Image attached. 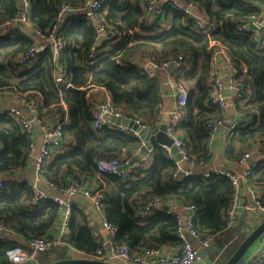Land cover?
<instances>
[{
	"label": "trees",
	"instance_id": "obj_1",
	"mask_svg": "<svg viewBox=\"0 0 264 264\" xmlns=\"http://www.w3.org/2000/svg\"><path fill=\"white\" fill-rule=\"evenodd\" d=\"M67 2L79 7L87 0H31L30 22L34 29L48 33L55 23L58 5ZM102 14L108 28L135 30L129 42L126 37L115 49L101 52L94 58L91 48L96 42L95 24L71 22L64 32L66 48L60 62L64 66V82L57 84L53 74L55 64L50 50L39 55L36 63L21 67L18 57L33 44V39L22 33L11 39L0 33V90L16 88L19 92H39L43 96L45 115L63 113L61 103L68 107V121L64 126V149L50 159L42 177L58 187L68 185L71 178L86 181L95 179L103 189V216L118 229L115 244L128 243L134 251L145 246L170 245L181 247L177 236L178 211L165 207L141 215L140 209L152 197H161L197 208L196 226L199 231L216 235L218 252L211 264H225L250 232L245 221L227 227L235 187L220 174L209 173L175 179L178 166L170 152L161 144H154L152 162L147 168L137 169L131 177L98 173L100 159H131L142 146L141 138L132 130H122L113 124L100 129L92 127L94 112L88 91L95 86L106 88L115 107L131 117L140 118L156 128L163 117L166 86L163 77H150L142 60L161 65L170 58L183 55V67L174 71L175 84L188 89L184 120L176 131L190 158L210 162L213 152L206 124L223 114L211 102L213 49L210 37L190 29L192 20L169 7L166 12L171 28L159 33V26L148 25L144 8L148 0H102ZM187 1V0H186ZM189 1V0H188ZM218 26L211 38L228 48L236 80L248 95L235 102L243 116L232 136L233 144L227 157L237 161L254 144L262 145L264 154V29L261 40L252 34L238 33L236 25L261 17V7L255 0H190ZM18 0H0V26L17 17ZM176 85V86H177ZM31 137L13 119L0 115V174L24 168L28 164ZM250 182L264 194V157L255 166ZM63 207L53 201L33 202L28 182L8 181L0 189V226L24 238L48 237L57 230ZM91 214L77 203L72 205L68 220L67 246L95 257L102 243L94 237ZM256 228V227H254ZM19 246L8 237L0 238V264H12L8 251ZM64 248L55 247L39 257L38 264L68 259Z\"/></svg>",
	"mask_w": 264,
	"mask_h": 264
},
{
	"label": "built area",
	"instance_id": "obj_2",
	"mask_svg": "<svg viewBox=\"0 0 264 264\" xmlns=\"http://www.w3.org/2000/svg\"><path fill=\"white\" fill-rule=\"evenodd\" d=\"M22 4L23 11L21 18H13L11 21L5 23H15V29L8 30L4 34L9 38L14 39L17 34L22 33L25 36H30L33 39L32 46L21 53L18 57V62L21 67L33 65L39 58V55L47 50H50L53 56V63L55 64L54 80L57 84L64 82V66L60 62L63 50L66 48L64 40V32L71 22L86 21L95 24L97 30L96 42L91 48L90 57L94 58L97 54V49L100 51L113 50L121 42L125 40L129 42L135 34L148 35L139 27L135 30L125 31L118 29H109L102 14V0H87L82 6L75 7L67 2H60L58 5V12L55 23L48 33L34 29L30 22L32 13L31 0H19ZM169 7L189 17L192 23H187L191 30L210 37V47L213 49L212 65V79L210 84L213 88L211 97L212 104L217 107L223 116L215 121L206 124V130L212 138L224 126L225 114L229 110V106H234L235 102L242 100L248 95V91L238 84L236 80V71L232 65V60L228 52V48L221 41L211 38L212 33L217 29V24L212 22L209 18L204 17L198 13V7L192 1L186 0H148L143 6L144 20L148 25L159 26V33L167 31L171 25L165 27L166 12ZM252 23H259V28H251ZM3 24V25H5ZM1 25L0 28L3 26ZM238 33L252 34L255 39L259 41L261 38V30L264 29V18H259L251 22H240L236 25ZM262 41V40H261ZM260 47H264V41L260 43ZM225 59L231 62L233 74L230 82L225 84L221 70L218 67L219 60ZM185 58L183 55H177L170 58L161 65L155 64L152 60H147L144 63L143 69L150 77L157 76L160 70L173 71L183 67ZM4 88L1 90H7ZM17 92V98L22 103L21 105L29 111L30 116L25 114L18 105L9 104L6 110H0V115H6L13 119L31 136L34 132V125H40L42 130V144L39 147V152L36 153L37 146L31 143L28 150V159L32 160L33 168L36 172V178L33 183H30L33 192V202L38 203L42 201H53L63 207L62 214V228L61 233L56 236L48 237H29L27 238L28 247L16 246L8 251L12 264H38L39 257L42 253L65 244L64 234L68 231V220L71 214V203L66 201L63 197L73 198L75 196H82L85 198L96 210L103 215V201L104 193L100 186L90 187L88 181L85 179L73 177L70 179L68 185L58 187L54 183L45 180L42 177L43 171L47 162L56 154L63 150V136L64 126L68 121V107L62 102L64 115L54 121L41 120L40 116L43 111V96L39 92L22 93L16 88H12ZM188 89L185 86L177 88V94L173 107L167 113V132L174 138V144L179 148L183 156L181 161L175 159L170 149L167 150L172 155L178 166L177 172L174 174L175 179L179 177L190 178L201 175L193 170V168H203L208 162L190 158L186 149L185 143L182 139L176 136V131L184 120V108L188 100ZM94 118L92 127L100 129L105 125L113 124L122 130H132L128 127L117 125L107 116H114L119 118H132L139 123L142 129L149 131L148 123L143 122L140 118L131 117L123 110L114 106L110 94L107 93L106 98L92 102ZM241 114L239 113V117ZM238 117V118H239ZM227 132L230 136L234 135L235 130L239 124L238 120H230ZM136 135L137 131L132 130ZM139 136V135H138ZM153 148L140 161L134 162L133 159H100L97 163L98 173H105L109 175L118 176L123 179H128L139 168H147L150 166L152 159ZM257 157L258 161L264 157L262 145L254 144L250 149L246 150L242 156L235 162L238 169L225 170L213 168L211 172L224 175L228 177L235 187V195L233 196L231 207L228 210L227 227L233 228L239 225L240 220H244L246 226L244 230L250 232L254 227L258 226L264 220V195L255 193L243 205L238 202L237 195L243 184L253 188L250 182L251 174L258 162L248 165V160ZM18 182H24L20 179ZM8 182L1 178L0 174V189H3ZM176 202L172 200H165L161 197H152L145 202L140 209L141 215H147L150 211L160 209L165 206L172 207ZM177 206V205H176ZM180 211L177 213L178 228L177 236L181 240L180 250L173 255L167 254L163 246H145L139 251H134L128 243L115 244L111 250V254L106 256L101 250L97 252L94 258L108 262V259H120L130 264H203V252L215 246L217 238L216 235L207 234L198 230L196 226L197 208L191 204H179ZM5 228L0 226V231ZM105 229L114 238L118 229L109 225L105 220ZM248 264H264V237L260 244L258 251L251 257Z\"/></svg>",
	"mask_w": 264,
	"mask_h": 264
},
{
	"label": "crops",
	"instance_id": "obj_3",
	"mask_svg": "<svg viewBox=\"0 0 264 264\" xmlns=\"http://www.w3.org/2000/svg\"><path fill=\"white\" fill-rule=\"evenodd\" d=\"M254 3H255V5H259V7H261L262 13H261L260 19L264 18V0H255ZM197 11L200 15L207 17L205 15V13L199 9V7H198ZM165 24H166L165 27H168L170 25V23L167 22V19L165 21ZM0 33L4 34L5 32L2 33L0 31ZM146 61L147 60H144V61L142 60L143 63H145ZM218 67L221 70V75H222V79H223L224 83L228 84L230 82V80L232 78V74H233L232 73L233 68L231 66V62H228L225 59H221V60H219ZM174 71L175 70L168 72V71L160 70L157 74V76L159 75V76L163 77V82L166 86L165 102L163 105V117L161 119V122L158 124V126L156 128H151L150 125L148 124L149 125V131H151L152 133L158 132L159 127L162 123V120H163L165 114L168 113V111H170L174 105L176 94H177V88L179 87V85L175 84L174 79H172ZM107 93L110 94V92L106 88L101 87V86H95V87L89 89L88 97H89L91 102H94V101L106 98ZM5 101L7 102L6 107L9 104L18 105V106H20V108L23 110V112L25 114L30 116L29 111L25 108V106L21 105L22 103L18 100L17 92L14 89L8 88L5 91L0 90V110H2L4 108L2 106H4L3 102H5ZM239 113L240 112L238 111V109L235 106H234V108H233V106H229V110L225 114L224 126L215 134V136H213L211 138L210 148L213 152V157H212L211 161L208 162L207 165H205L203 168H193L194 171L202 174V173H208L209 170H211L213 168L225 169V170L238 169L236 164H235L236 161L227 157L228 149L230 148V146L234 142V139H232L233 137L228 134L227 129H228L229 123L231 122L230 120L243 121V116L241 115L239 117ZM62 115H63L62 112L61 113L55 112L54 114L47 116V115H45V112L43 110L40 118L43 121H46V120L54 121V120L58 119L59 117H61ZM30 137H31L32 143H34L37 146L36 153H38L39 147L42 144V130L40 128V125H38V124L34 125V132ZM142 144H143V141H142ZM64 147H63V149H64ZM254 162H258L257 157L256 158L253 157V158L249 159L248 165H252ZM1 178L5 179L7 182L8 181H17L18 182L20 179H23L25 182H28L29 184L33 183V181L36 178V172L33 168L32 160L28 159V164L24 168L14 170V171H12V173H9V174H1ZM88 183H89L90 187L99 186L98 181H96L95 179L88 180ZM255 193L263 194L260 190L252 188L246 184H243L240 188L239 194L237 195L238 202L241 205H243ZM63 198L66 201H68L69 203H71V208H72L73 204L77 203V205L84 208L86 210V212H90L91 218H92L91 219V225H92L93 235H94V237H96V239L99 242L102 243L103 250L100 249L102 251V253L106 256H109L111 254L112 248L115 245L114 238L111 236V234L108 232V230L99 226V223L96 220V216L90 211L89 207L86 206V204H83L80 202L81 198H83V197L78 195V196H75L73 198H68L66 196H64ZM176 205L170 207V208H172L171 211H175V212L180 211L179 203H176ZM101 217L103 219H105L103 215H101ZM61 221H62V219H61ZM61 221L57 224V230L53 231L51 233L50 237L56 236V235L61 233V228H62V224H63V222H61ZM68 232H69V230L64 234V238H66V236L68 235ZM6 237H8L12 241H14V240L17 241L18 245H20V246L28 247V243L26 241L27 238H24L20 235H16L14 232H11L10 230L8 231L5 228L3 231H0V238H6ZM216 238H217V236H216ZM262 240H263V238L261 239L259 244H256L254 247H252L251 252L249 254H248L249 251L247 252L248 256H247V254L245 255V256H247L246 258L244 256L245 259L244 258H243L244 260L242 259L243 260L242 264H248L251 257L258 251ZM59 247L64 248L65 255L69 256L70 258L96 259V258L91 257L90 255L86 254L85 252L77 250L76 248H74L72 246H67L66 243L62 246H59ZM163 248L165 249V251L169 255L176 254L180 250V247L178 248V247H174V246H170V245H164ZM217 252H218V242L216 241L215 246H213V247H211L208 250H205L203 252V255H204V263L203 264H211L212 259ZM108 262H111L114 264H130V263H127V262L122 261V260L117 259V258L108 259Z\"/></svg>",
	"mask_w": 264,
	"mask_h": 264
},
{
	"label": "water",
	"instance_id": "obj_4",
	"mask_svg": "<svg viewBox=\"0 0 264 264\" xmlns=\"http://www.w3.org/2000/svg\"><path fill=\"white\" fill-rule=\"evenodd\" d=\"M18 2H19L18 18H21V13L23 11V8L21 2L19 0ZM15 26H16L15 23L5 24L0 28V31L3 33L8 30H12L15 29ZM250 27L258 29L259 23L257 24L252 23ZM3 105H4L2 106L4 107L3 110H6L7 102L6 101L3 102ZM107 118L111 119L117 125H122L138 132V135L143 141V144L139 149V151L137 152V154L133 156L132 161L134 162L140 161L143 157H145L149 153L150 149L153 148V145L156 143L169 148L176 160L178 161L182 160L183 156L181 155L179 148L174 144V138L171 137L167 132V113L165 114L157 133H152L151 131L142 129L141 125L132 118H119L114 116H107ZM80 202L86 204V206L89 207L90 211L96 216V220L98 221L99 226L105 228V219L101 217L100 213L96 210V208L92 206L89 202H87V200L84 198H81ZM169 209H170L169 206H165L164 208V210L166 211H168ZM263 235H264V220L258 226H256V228H254L250 232V234L247 235V237L243 240V242L240 244L238 249L225 262V264H239L240 261L247 254L249 249ZM46 264H114V263L97 260V259H88V258H81V259L68 258V259H59Z\"/></svg>",
	"mask_w": 264,
	"mask_h": 264
},
{
	"label": "rangeland",
	"instance_id": "obj_5",
	"mask_svg": "<svg viewBox=\"0 0 264 264\" xmlns=\"http://www.w3.org/2000/svg\"><path fill=\"white\" fill-rule=\"evenodd\" d=\"M263 237H264V235H263L261 238H259V240H258V241H257L252 247H254L256 244H259L260 241H261V239H262ZM252 247L249 249L248 254L251 252ZM248 254H247V256H248ZM247 256H245V258H246ZM245 258H244V259H245ZM244 259H243V260H244ZM243 260H242L239 264H242Z\"/></svg>",
	"mask_w": 264,
	"mask_h": 264
}]
</instances>
